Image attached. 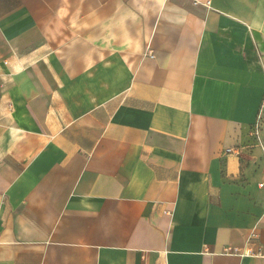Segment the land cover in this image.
Wrapping results in <instances>:
<instances>
[{"label":"crops","instance_id":"crops-1","mask_svg":"<svg viewBox=\"0 0 264 264\" xmlns=\"http://www.w3.org/2000/svg\"><path fill=\"white\" fill-rule=\"evenodd\" d=\"M264 0H0V264H264Z\"/></svg>","mask_w":264,"mask_h":264},{"label":"built area","instance_id":"built-area-1","mask_svg":"<svg viewBox=\"0 0 264 264\" xmlns=\"http://www.w3.org/2000/svg\"><path fill=\"white\" fill-rule=\"evenodd\" d=\"M246 254L264 258V247L260 246L255 251H253L252 249H248L246 251Z\"/></svg>","mask_w":264,"mask_h":264}]
</instances>
